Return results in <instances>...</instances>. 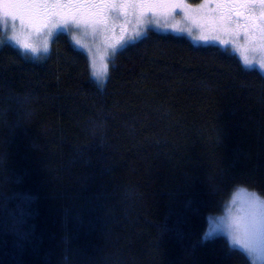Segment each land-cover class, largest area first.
Segmentation results:
<instances>
[{"label": "trees", "instance_id": "1", "mask_svg": "<svg viewBox=\"0 0 264 264\" xmlns=\"http://www.w3.org/2000/svg\"><path fill=\"white\" fill-rule=\"evenodd\" d=\"M5 41L0 29V264H252L206 233L237 189L261 195L229 174L261 176L264 74L148 31L101 86L66 35L38 56Z\"/></svg>", "mask_w": 264, "mask_h": 264}, {"label": "rangeland", "instance_id": "2", "mask_svg": "<svg viewBox=\"0 0 264 264\" xmlns=\"http://www.w3.org/2000/svg\"><path fill=\"white\" fill-rule=\"evenodd\" d=\"M183 3L190 10L188 14L180 7L174 8L171 14H168L166 10L168 6L159 5L160 11L145 13V18L140 22H137L131 12L127 17L123 15L112 17L106 25L95 29L91 26L87 29L78 28L69 21V24L58 23L52 27L50 29L52 34L48 37H45V33L49 31V28L41 26L40 5H29L28 7L33 10L31 13L25 14L23 18L17 15L13 20L7 15L9 5L5 3L0 6V29L4 35V41L6 39V44L33 56L46 54L43 51L45 39L48 40L50 51L53 41L59 35L68 36L74 46L88 56L91 72H93V66L96 68L106 66L104 73L106 78L98 79L92 74L94 80L101 86L108 80L110 63L113 58L122 49L143 39L148 31L183 37L197 46H217L231 51L247 68L264 74V67H262L264 32L250 25L242 27L244 22L236 20L240 14L248 16L243 7L237 5L234 0H203L196 5L190 3L189 0H183ZM256 7L257 12L254 15L258 16L259 6ZM69 25L72 28L71 32L68 31ZM76 41H79V44ZM25 43L37 47L39 51L33 53L30 49L23 48L22 44ZM239 189L232 194L222 212L209 218L206 237L223 236L227 238L232 248L244 253L252 264H264V247L258 244L257 250L249 253L241 244L232 242L231 232L235 228L234 217L241 215L239 212L241 202L239 200L233 202V195ZM244 207L246 208V205Z\"/></svg>", "mask_w": 264, "mask_h": 264}, {"label": "snow or ice", "instance_id": "3", "mask_svg": "<svg viewBox=\"0 0 264 264\" xmlns=\"http://www.w3.org/2000/svg\"><path fill=\"white\" fill-rule=\"evenodd\" d=\"M234 2L243 7L244 11L248 13L246 19V27L252 26L259 28L264 32V0H234ZM7 3V15L14 20L17 15L21 18L25 14L31 13L33 10L29 5H40V14L42 16L41 26H47L49 31L45 33V37L50 36L51 28L58 23L71 24L87 29L89 26L94 29L101 25H106L108 20L112 17H119L121 15L127 17L131 12L137 22L145 18V13L160 11L159 5H167V12L171 14L174 8H182L186 14L190 12L188 6L183 3V0H0V6ZM259 6V15H254ZM259 20V24H257ZM71 32V25L68 27ZM203 38V37H202ZM55 43V41H53ZM79 44V41H76ZM25 49H30L33 53L39 49L31 44H22ZM43 51L49 53V43L45 39L43 43ZM51 55V54H49ZM264 67V62H262ZM106 66L102 65L100 68L93 66V75L97 78L104 77ZM242 71V70H241ZM264 80V77H261ZM24 108L23 121L18 120V124L27 121L31 117V111L28 110V97H23L18 101ZM103 131V122H97L94 126L93 132ZM262 172L257 181L253 174L244 170H237L230 173V178L236 183L246 182L251 179L253 183H258L261 188V195L256 192H248L246 189H239L233 195V202L239 200L241 208L239 212L241 215L234 217L235 228L231 232V239L233 243L241 244L249 253H254L257 250L258 244L264 247V165L261 166ZM218 187V186H214ZM246 205V208L244 207ZM242 222V223H241Z\"/></svg>", "mask_w": 264, "mask_h": 264}, {"label": "flooded vegetation", "instance_id": "4", "mask_svg": "<svg viewBox=\"0 0 264 264\" xmlns=\"http://www.w3.org/2000/svg\"><path fill=\"white\" fill-rule=\"evenodd\" d=\"M237 17V16H236ZM245 17L246 16H244L243 14H240V15H238V18L236 19V20H238V21H240V20H242L243 22H244V24H242V27H246L245 25H246V19H245ZM242 22V23H243Z\"/></svg>", "mask_w": 264, "mask_h": 264}]
</instances>
